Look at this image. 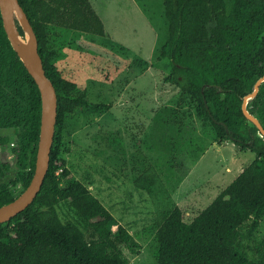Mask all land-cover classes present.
Masks as SVG:
<instances>
[{
	"label": "trees",
	"instance_id": "obj_1",
	"mask_svg": "<svg viewBox=\"0 0 264 264\" xmlns=\"http://www.w3.org/2000/svg\"><path fill=\"white\" fill-rule=\"evenodd\" d=\"M39 41L46 74L58 95V115L50 165L41 191L24 211L0 224V264H129L122 246L139 254L142 246L111 210L75 178L65 153L69 115L107 112L110 103L93 102L62 64L54 39L66 31L107 36L90 0H19ZM166 41L157 49L168 59L165 81L189 97L197 115L219 144L232 142L253 161L191 222L167 197L157 215L158 264H264V252L249 256L244 242L264 217V137L242 105L264 76V0H164ZM20 27V26H19ZM21 34L24 32L20 27ZM147 67L150 63L144 62ZM264 126V83L248 102ZM42 119L39 86L13 49L0 10V207L16 196L11 186L30 184L35 171ZM2 129L13 130L10 136ZM12 153L14 156H12ZM62 170V171H61ZM60 171V172H59ZM15 173L9 181L5 178ZM136 183L153 193L155 172ZM66 206L75 221H63Z\"/></svg>",
	"mask_w": 264,
	"mask_h": 264
},
{
	"label": "rangeland",
	"instance_id": "obj_2",
	"mask_svg": "<svg viewBox=\"0 0 264 264\" xmlns=\"http://www.w3.org/2000/svg\"><path fill=\"white\" fill-rule=\"evenodd\" d=\"M91 2L104 20L107 36L66 31L53 43L60 51L59 64L88 89L89 99L112 108L68 116L64 157L75 178L141 244L137 255L122 246L129 264H158L156 220L167 197L191 222L255 155L238 150L232 142L220 145L193 101L165 81L170 61L157 59V49L168 36L164 0ZM22 38L26 41L27 35ZM145 61L150 63L147 67ZM13 132L1 130L4 136ZM13 144L0 152V163L7 160ZM148 172L158 176L153 193L136 183ZM11 190L18 197L22 184ZM59 214L63 221H75L66 206ZM244 244L249 256L264 252V217Z\"/></svg>",
	"mask_w": 264,
	"mask_h": 264
},
{
	"label": "water",
	"instance_id": "obj_3",
	"mask_svg": "<svg viewBox=\"0 0 264 264\" xmlns=\"http://www.w3.org/2000/svg\"><path fill=\"white\" fill-rule=\"evenodd\" d=\"M0 10L10 43L35 79L42 96L41 130L35 171L27 188L12 202L0 207V224H3L29 207L43 187L50 165V155L56 131L58 95L53 81L46 74L34 27L19 0H0ZM19 26L27 35L26 41L22 38L23 35ZM263 83L264 76L256 82L254 91L246 96L242 108L249 121L257 125L261 136L264 137V126L261 121L247 109L248 102L257 96Z\"/></svg>",
	"mask_w": 264,
	"mask_h": 264
},
{
	"label": "crops",
	"instance_id": "obj_4",
	"mask_svg": "<svg viewBox=\"0 0 264 264\" xmlns=\"http://www.w3.org/2000/svg\"><path fill=\"white\" fill-rule=\"evenodd\" d=\"M91 1V0H90ZM92 3V2H91ZM92 5H93V3H92ZM94 7V6H93ZM95 9V8H94ZM102 18V17H101ZM104 21V20H103Z\"/></svg>",
	"mask_w": 264,
	"mask_h": 264
},
{
	"label": "built area",
	"instance_id": "obj_5",
	"mask_svg": "<svg viewBox=\"0 0 264 264\" xmlns=\"http://www.w3.org/2000/svg\"><path fill=\"white\" fill-rule=\"evenodd\" d=\"M14 145V144H13ZM62 171V170H61ZM60 172V171H59Z\"/></svg>",
	"mask_w": 264,
	"mask_h": 264
}]
</instances>
